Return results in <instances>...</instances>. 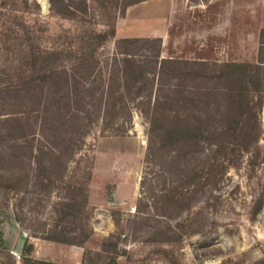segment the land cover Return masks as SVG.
<instances>
[{"label":"rangeland","instance_id":"rangeland-1","mask_svg":"<svg viewBox=\"0 0 264 264\" xmlns=\"http://www.w3.org/2000/svg\"><path fill=\"white\" fill-rule=\"evenodd\" d=\"M145 1L0 0V264L66 263L81 242L83 264H264V91L239 97L238 71L221 67L264 61V3L241 0L220 62L154 74L157 41L117 45ZM184 15L166 58L215 57L216 37L198 52ZM60 104L79 111L70 142ZM46 144L56 155L35 159Z\"/></svg>","mask_w":264,"mask_h":264},{"label":"crops","instance_id":"crops-1","mask_svg":"<svg viewBox=\"0 0 264 264\" xmlns=\"http://www.w3.org/2000/svg\"><path fill=\"white\" fill-rule=\"evenodd\" d=\"M157 1H145L143 5H138L136 10L131 9V11H128L126 18L132 17L137 23L135 27L128 26L127 29H125L126 32L124 35L122 34L123 38H158L161 40V58H166L167 53H165V47L169 43L170 39L169 26H172L175 19L181 18L185 14L184 16L186 17L189 25L200 28L197 31L193 30L194 32L192 33L194 36L193 42L196 44V50L198 52L205 49L203 45V37L207 34V32L208 34L209 32H212L216 37L215 40L217 41V46L212 49L215 57H196L193 55L192 59L203 61L214 60L220 62V59L225 58V48H220L219 43H225L227 35L232 36L234 34L235 26L238 23L237 19L241 16V13L238 10L241 9V6L239 5V3L241 4V0ZM262 3H264V0H262ZM224 9L229 11L228 18L224 13ZM135 12H137L136 17L134 16ZM198 14H200V16H198ZM210 16L213 17L212 22L215 25L208 31L205 26L207 23L209 24V21L211 20ZM169 58H172V56L169 55ZM255 62H257V60ZM95 230L96 229L94 228V231ZM33 246H35V250L37 245L34 243ZM72 248L70 249V247H67L66 249H62V251L69 255L72 254L77 256V259L67 260L66 263L64 262L62 264H83L85 246L81 245ZM37 252L38 251L36 250L35 253Z\"/></svg>","mask_w":264,"mask_h":264},{"label":"trees","instance_id":"trees-1","mask_svg":"<svg viewBox=\"0 0 264 264\" xmlns=\"http://www.w3.org/2000/svg\"><path fill=\"white\" fill-rule=\"evenodd\" d=\"M262 33V31H261ZM149 38H132V39H129V38H125V39H119L118 42H117V45L119 43H128V44H133V43H138V42H149ZM151 40L153 41H157L158 44H159V49L157 50L156 54L153 55L154 57V74L156 73L157 71V67L159 69V71H163V68L165 66H168V65H176V66H179V65H187V64H192V65H199L201 68H204L207 64V61H193V62H185V61H182V60H179V59H167V58H161L160 57V53H161V40L158 39V38H151ZM116 45V46H117ZM264 46V43L261 44V47ZM114 56L116 57H119L121 58L119 60V62L121 63L122 62V67L121 69H119V72L122 74V75H126V74H129L130 76L131 75H137L138 77H140L141 74H143L141 71H140V68H142V64L141 62H138L135 60V58L133 57V55L131 53H128V52H117L114 54ZM221 65V64H220ZM221 67L223 68H227V69H230V70H237V74L235 73L236 78H235V83L236 86L238 87V89H241L240 92H243V94L239 95V93L237 94L239 97H252L253 95L256 96L257 94H259V91H264V85L261 86L262 83H260V78H259V75H260V72L262 70V68H264V61H262L261 59L258 60L256 63H236V62H230V61H226L224 63H222ZM64 78L66 79L65 81L67 82V87L65 88L66 90V96L68 97L67 99H72L71 97H74L73 94H71V90H70V85H69V79H72V77H69L70 74H68L67 71H64ZM225 74V73H224ZM155 76V75H154ZM137 77V79H138ZM141 78V77H140ZM136 79V80H137ZM137 82V81H136ZM202 89L204 87H201ZM68 89V90H67ZM225 90V89H223ZM69 91V92H68ZM71 92V93H70ZM139 92H141V88L138 87V94ZM228 94L231 95L230 93V89H228ZM262 94H264V92H262ZM262 94L260 96L261 98V101L259 103V105H264V101H262ZM260 95V94H259ZM140 97V95H139ZM74 99V98H73ZM160 99V97H155V102L154 104L155 105H159L161 102L158 101ZM154 107H158V106H155ZM58 107H60V111H61V115H62V118H63V121H66L68 120V122L71 121V123L73 124V126H69V124L67 123L68 126H63V132H64V138L70 142L71 140V135H68V131H70L71 129L73 130H76L79 129V126H75L74 122L76 121L77 117L79 116V111L75 108V107H71V106H62L61 104L58 105ZM61 107L65 108L64 110L61 109ZM58 113V112H57ZM156 114V108H155V112ZM59 114V113H58ZM153 121H156V119H153ZM157 123H154L153 122V125H156ZM65 128V129H64ZM173 128V127H172ZM182 127L180 126H176L173 128V130H178V131H175L176 132V136L178 137L177 139L181 142H185L187 141L190 136V132L188 130H185L184 128L182 130H179L181 129ZM174 131H170V132H174ZM193 138H195V136H192ZM257 137V136H256ZM255 137V138H256ZM76 139L73 138V143L72 145L74 146L75 145V141ZM68 147V145H65V148ZM54 149V145H44V146H40L39 149H34L33 150V154H34V158L37 159V153H38V150L40 152H43L45 150L46 153H49V154H55L56 155V152L53 153L52 149ZM63 150H65L63 148ZM67 153V152H66ZM77 150L75 149L72 153L70 152V156L72 155V158L70 159V161L67 162L70 163L72 162V159H73V156L76 155ZM49 162V161H48ZM65 163V162H64ZM67 166V165H66ZM262 200H264V194H261L260 197L258 198V209H260L261 207V203H262ZM84 242H81L79 245H83ZM29 248L31 249L32 246L29 245ZM36 264H55V263H51V262H47V261H36Z\"/></svg>","mask_w":264,"mask_h":264},{"label":"built area","instance_id":"built-area-1","mask_svg":"<svg viewBox=\"0 0 264 264\" xmlns=\"http://www.w3.org/2000/svg\"><path fill=\"white\" fill-rule=\"evenodd\" d=\"M130 211H131V212H134V211H135V209H134L133 207H131Z\"/></svg>","mask_w":264,"mask_h":264}]
</instances>
